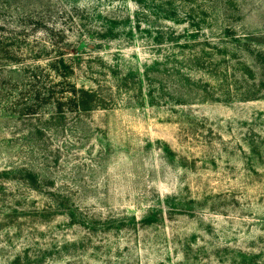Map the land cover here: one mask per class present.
Here are the masks:
<instances>
[{"label": "rangeland", "instance_id": "1", "mask_svg": "<svg viewBox=\"0 0 264 264\" xmlns=\"http://www.w3.org/2000/svg\"><path fill=\"white\" fill-rule=\"evenodd\" d=\"M29 1L114 101L33 138L0 112V264H264V0Z\"/></svg>", "mask_w": 264, "mask_h": 264}, {"label": "trees", "instance_id": "2", "mask_svg": "<svg viewBox=\"0 0 264 264\" xmlns=\"http://www.w3.org/2000/svg\"><path fill=\"white\" fill-rule=\"evenodd\" d=\"M7 2L9 3V0ZM26 2L28 4L23 2L21 7H17L15 28L8 25L4 21L5 16L2 15L8 12L9 5L0 6V10L3 11L0 15L3 16L0 17V112L3 116L11 115L29 121L31 129L28 137L33 138L43 134L42 122L50 124L65 120L69 116L80 117L89 114L103 108L104 102L112 103L114 97L112 95L105 97L102 94L103 83L99 78L104 74L96 71L98 70L96 63L91 59L87 61L84 52H72L70 54H75L74 58L66 57L65 52L74 47L72 44L63 43V41H68L65 30L56 28V26L44 27V25L49 26V18L51 19V14L46 12L45 6L30 7V1L26 0ZM75 10L71 9L68 12L67 20L83 21ZM42 27L50 38L52 44L50 51L51 54L56 55L55 59L48 65V68L34 64L22 65L23 68L20 69L18 65L22 62H16L14 58L17 55H25L24 51L22 52L23 48H28L26 52L37 63L38 59L44 55V50L40 49L41 42L35 40L33 44L29 40L31 33L39 31ZM109 29L110 27L97 28L93 33L88 31V34L97 41L95 36L98 38ZM41 46L45 48L42 43ZM98 60L101 61L100 58ZM153 64L157 65L155 62ZM77 71L82 74L84 80L90 83L89 86L75 84L69 80L70 76H74ZM126 76L127 74H124L123 81L126 80ZM114 78L117 79L114 87L118 89V76L114 75ZM7 111L11 114H7Z\"/></svg>", "mask_w": 264, "mask_h": 264}]
</instances>
